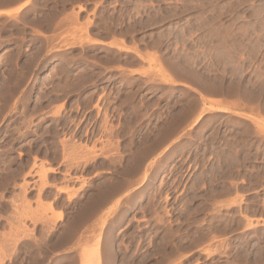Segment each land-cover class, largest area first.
Instances as JSON below:
<instances>
[{"label": "rangeland", "instance_id": "374dc122", "mask_svg": "<svg viewBox=\"0 0 264 264\" xmlns=\"http://www.w3.org/2000/svg\"><path fill=\"white\" fill-rule=\"evenodd\" d=\"M0 264H264V0H0Z\"/></svg>", "mask_w": 264, "mask_h": 264}, {"label": "bare ground", "instance_id": "6f19581e", "mask_svg": "<svg viewBox=\"0 0 264 264\" xmlns=\"http://www.w3.org/2000/svg\"><path fill=\"white\" fill-rule=\"evenodd\" d=\"M17 9V8H16ZM13 10H14V8L13 9H5V10H3L2 12H5V13H11V12H13ZM218 109V108H217Z\"/></svg>", "mask_w": 264, "mask_h": 264}]
</instances>
